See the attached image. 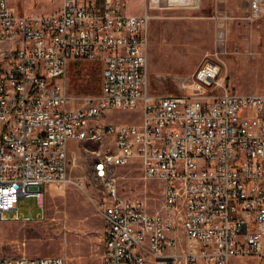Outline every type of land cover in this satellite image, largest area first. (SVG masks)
<instances>
[{
    "label": "built area",
    "instance_id": "built-area-1",
    "mask_svg": "<svg viewBox=\"0 0 264 264\" xmlns=\"http://www.w3.org/2000/svg\"><path fill=\"white\" fill-rule=\"evenodd\" d=\"M247 13L262 18L264 0H247ZM151 19L148 11L125 13L121 0H64L51 15L22 14L0 0V221L44 218L51 185L77 184L72 145L102 139L92 150V185L103 186V264H232L242 257L264 264V94L228 88L214 61L193 74L191 91L152 94ZM80 60L101 66L95 95L70 89L69 69ZM134 109L141 122L109 119ZM133 162L144 179L163 185L160 211L120 194L116 168ZM21 196L35 197L43 212L22 214ZM0 264L69 259L0 257Z\"/></svg>",
    "mask_w": 264,
    "mask_h": 264
},
{
    "label": "rangeland",
    "instance_id": "rangeland-1",
    "mask_svg": "<svg viewBox=\"0 0 264 264\" xmlns=\"http://www.w3.org/2000/svg\"><path fill=\"white\" fill-rule=\"evenodd\" d=\"M125 13L152 15L149 49V87L152 94L181 95L193 87L192 76L207 61L221 66L220 77L228 88L264 94V16L248 18L247 0H121ZM22 14L60 12L64 0H9ZM223 37H219L220 31ZM75 94L95 95L102 83L101 66L80 60L69 69ZM182 81L187 85L184 87ZM113 122H141L140 109L113 111ZM99 142L74 143L70 156L76 183L51 186L44 199V218L33 221H0V257L64 255L69 264H103V198L92 173ZM121 195L138 197L151 212L163 205V185L144 179L139 163L116 168ZM82 182V183H80ZM56 184V183H55ZM83 185L87 192L82 190ZM19 209L37 218L43 210L35 197L21 196ZM232 264H262L257 257H242Z\"/></svg>",
    "mask_w": 264,
    "mask_h": 264
},
{
    "label": "bare ground",
    "instance_id": "bare-ground-1",
    "mask_svg": "<svg viewBox=\"0 0 264 264\" xmlns=\"http://www.w3.org/2000/svg\"><path fill=\"white\" fill-rule=\"evenodd\" d=\"M81 142H99V143L103 144L102 139L81 140L80 143ZM95 155H96V153H95ZM96 165H97V158L95 157V159L93 160V164H92V173L95 177H96ZM58 185H60V184H58ZM54 186L56 187L57 184L54 183Z\"/></svg>",
    "mask_w": 264,
    "mask_h": 264
},
{
    "label": "crops",
    "instance_id": "crops-1",
    "mask_svg": "<svg viewBox=\"0 0 264 264\" xmlns=\"http://www.w3.org/2000/svg\"><path fill=\"white\" fill-rule=\"evenodd\" d=\"M158 1V0H157ZM149 4L152 6V7H155L156 6V2L154 3L153 0H149Z\"/></svg>",
    "mask_w": 264,
    "mask_h": 264
}]
</instances>
